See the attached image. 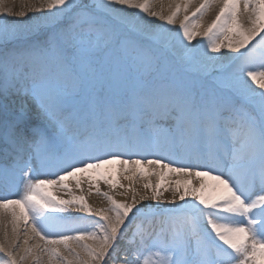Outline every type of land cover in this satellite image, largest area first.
<instances>
[{
	"label": "snow or ice",
	"instance_id": "1",
	"mask_svg": "<svg viewBox=\"0 0 264 264\" xmlns=\"http://www.w3.org/2000/svg\"><path fill=\"white\" fill-rule=\"evenodd\" d=\"M190 4L165 15L151 0H35L36 24L0 17V211L16 225L0 264H264V0ZM117 165L129 180L156 175L151 193L117 200L96 183L109 203L94 212L52 192H71L69 178L83 191L80 174L89 192L96 178L124 187Z\"/></svg>",
	"mask_w": 264,
	"mask_h": 264
},
{
	"label": "bare ground",
	"instance_id": "2",
	"mask_svg": "<svg viewBox=\"0 0 264 264\" xmlns=\"http://www.w3.org/2000/svg\"><path fill=\"white\" fill-rule=\"evenodd\" d=\"M35 0H0V17H5L7 20L9 21H21V22H28L29 24H36L39 22L40 19V13L35 11L32 7L31 4L34 3ZM179 2V0H151V4H152V10L154 11H160L163 10L165 15H168L171 13V11L174 10L175 4ZM201 0H191V4L188 8V14L190 15L192 11L195 10L196 7L199 6ZM169 5H171V7H169ZM4 8H9L11 9V14L10 15H6L3 13L2 9ZM21 11H25L27 12L26 16H19L18 13H20ZM138 10H129V12H137ZM217 12V9L215 7L212 8V10L203 17L202 19V23H201V27L198 29L199 31L203 32L207 25L211 22L212 19L215 18V14ZM185 13L183 11H181V13L179 14V16L177 17V21L175 25H166L167 28L169 29H178L179 28V24L180 21L183 20ZM149 22L152 23L153 26H160V25H164L165 22L159 18H155V17H151V16H146L145 17ZM173 35H175V32H173ZM223 39V38H221ZM256 40H259V37L256 38ZM256 40L252 41V43H256ZM199 42V43H198ZM193 44H196L197 47L201 50H203L204 48V44L206 43L205 38L203 36H198L196 38V40H194L192 42ZM226 43V41H225ZM249 47H251V44L249 45ZM222 52H229V56L224 58V63L225 64H229V63H233L235 60V56L237 55V53H235L234 50H228V49H222ZM243 51V49L241 50ZM209 54L211 56H218L219 54L217 53H211L209 50ZM21 104L22 101L17 98L16 99V103L14 105L15 110L17 112H19L20 108H21ZM31 115V113H29ZM126 159L128 157H125ZM133 158H140L143 159L144 157H133ZM149 159H159V156H155V157H148ZM167 162V161H166ZM179 166V165H177ZM114 168H119L120 169V183L124 185V187H111L108 183H106L103 179H99L96 178L93 180L92 184H91V192H89V182L87 181V179L85 178L84 174H80L81 175V180H82V188L83 191H81L80 188L76 187V181L73 178H69L67 183L70 185L71 187V192H69L68 189H62V188H58L56 186L52 187V192L55 196L61 198V199H70L72 195H84L86 197L87 202L93 207V210L95 212L96 209L100 208V207H105L108 205V200L103 196L98 194L95 191V186L96 183L99 184V188L101 192H110L117 200H127V201H131V197L133 195V189H135L137 192H139L140 194H143L145 191L151 193V189H147L145 190L143 188V182L151 179L153 181V183H156L158 181V177L156 175H151V176H147V177H141L138 176L136 178H134L133 180H129L126 177L130 176L132 173L128 172V173H124L123 172V166H113ZM147 171L151 172L152 168L145 165L144 166ZM135 169H133L134 171ZM40 178H47L45 176H41ZM54 178V177H52ZM177 177L175 176V174L171 175L168 177V180L174 181ZM131 184L132 187L129 188L128 185ZM167 188V190L161 189V191L163 192V195L165 198H170L172 195V187L173 185L169 184L165 186ZM16 189H14L12 191V193L10 194L9 198H15V193H16ZM121 193H127L126 195H121ZM189 199V198H186ZM150 203H155L154 201H152L151 199L146 200V201H140V203L137 205L138 207L140 205H147ZM163 203V201L161 202ZM181 203L179 201V199H177V204ZM167 206V205H165ZM71 214L74 218L77 217H87V222L88 223H92L94 222L96 219H98V217H95L94 212L92 215H88L86 214L79 205H72L71 206ZM54 215H60V216H67V213H59V214H54ZM75 224L80 225L83 222L80 220H75L74 221ZM16 226L14 225V218L11 214L10 211L5 212V211H0V239H3L4 237V233L5 231H7L10 235L12 234V229L13 227ZM18 229L21 233H23V222H20V224L18 225ZM71 234V233H69ZM91 243V241H89ZM21 245L23 246V236H21V241H20ZM36 240H29V244H35ZM69 243H72L71 241ZM61 248V251L64 252L65 255H68V253L64 250L63 246L60 245L59 246ZM22 250V249H21ZM37 254L43 255V253H39L37 252ZM24 264H34V261L31 259V257L26 260L24 262ZM44 264H47V257L45 256L44 259ZM117 264H121L120 261H117Z\"/></svg>",
	"mask_w": 264,
	"mask_h": 264
}]
</instances>
